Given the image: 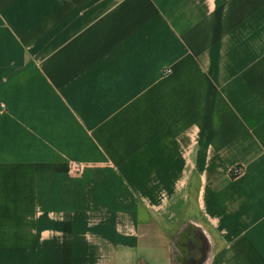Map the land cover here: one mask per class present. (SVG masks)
<instances>
[{"label":"crops","instance_id":"crops-1","mask_svg":"<svg viewBox=\"0 0 264 264\" xmlns=\"http://www.w3.org/2000/svg\"><path fill=\"white\" fill-rule=\"evenodd\" d=\"M0 264H264V0H0Z\"/></svg>","mask_w":264,"mask_h":264},{"label":"built area","instance_id":"built-area-1","mask_svg":"<svg viewBox=\"0 0 264 264\" xmlns=\"http://www.w3.org/2000/svg\"><path fill=\"white\" fill-rule=\"evenodd\" d=\"M92 165L87 163H80V162H72L69 166L70 172L74 175L80 174L82 171H84L86 168L91 167ZM241 171L239 168L234 170L235 174H239Z\"/></svg>","mask_w":264,"mask_h":264}]
</instances>
